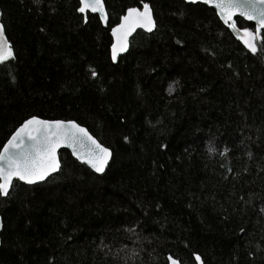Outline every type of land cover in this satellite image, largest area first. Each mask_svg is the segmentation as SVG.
<instances>
[{
  "label": "trees",
  "instance_id": "obj_1",
  "mask_svg": "<svg viewBox=\"0 0 264 264\" xmlns=\"http://www.w3.org/2000/svg\"><path fill=\"white\" fill-rule=\"evenodd\" d=\"M104 1L107 26L79 0H0V148L40 116L113 150L103 175L62 150L57 174L14 181L0 264H264V30L252 53L206 5ZM143 3L156 28L113 63L111 28Z\"/></svg>",
  "mask_w": 264,
  "mask_h": 264
},
{
  "label": "snow or ice",
  "instance_id": "obj_2",
  "mask_svg": "<svg viewBox=\"0 0 264 264\" xmlns=\"http://www.w3.org/2000/svg\"><path fill=\"white\" fill-rule=\"evenodd\" d=\"M196 3L197 0H190ZM212 5L220 20L236 34L237 38L252 53L257 52L256 41L261 39L264 30V0H202ZM77 11L81 14L91 12L99 15L105 22L107 13L103 0H79ZM240 17L255 23V31L247 27L239 28L234 17ZM87 17L85 16V19ZM156 27L152 10L147 3L142 8L129 7L120 22L111 28L114 42L111 45V59L116 60L118 53L128 48V37L141 28L151 32ZM14 51L5 35V28L0 24V64L14 60ZM90 75L96 77L95 70ZM127 141V137H124ZM61 145L71 148L77 159L86 163L96 173H103L112 152L100 143L89 131L75 121L44 120L30 116L16 128L0 148V196H7L13 187V181L35 184L45 181L52 173L60 169L57 149ZM164 147V145H161ZM209 151H214L209 148ZM227 149H225V152ZM170 264H179L177 259L169 256ZM201 262V257L195 255Z\"/></svg>",
  "mask_w": 264,
  "mask_h": 264
},
{
  "label": "water",
  "instance_id": "obj_3",
  "mask_svg": "<svg viewBox=\"0 0 264 264\" xmlns=\"http://www.w3.org/2000/svg\"><path fill=\"white\" fill-rule=\"evenodd\" d=\"M186 3H190V4H203V5H206V4H204L203 2H202V0H197V2L196 3H191L190 2V0H184ZM103 2H104V5H105V11H106V13H107V19H106V21L105 22H102V24L104 25V26H107V24H108V20H109V18H108V12H107V8H106V4H105V1L103 0ZM147 4H149V6H150V8H151V10H152V14H153V19H154V21H155V17H154V12H153V9H152V6H151V4L150 3H147ZM206 6H208V7H210V8H212V9H214V7L212 6V5H206ZM137 8H139V7H137ZM142 8V7H141ZM215 10V9H214ZM216 11V10H215ZM87 13V12H86ZM91 13V12H90ZM92 14H95V13H92ZM217 14V13H216ZM98 15V14H97ZM99 16V15H98ZM218 16V15H217ZM237 18H240V17H238V16H236V17H234V19L236 20ZM220 19V18H219ZM243 19V18H242ZM243 20H245V19H243ZM245 21H247V20H245ZM222 22V21H221ZM247 22H250V23H253L254 25H255V23L253 22V21H247ZM223 23V22H222ZM0 24H3L2 22H1V20H0ZM155 24H156V21H155ZM238 26V25H237ZM239 27V26H238ZM156 28V27H155ZM155 28L151 31V32H147V31H145V30H143V29H141V28H137L129 37H128V48L124 51V52H122V53H118V55H117V58H116V60L115 61H113V63H118V61L120 60V58L121 57H123V56H125L128 52H129V50H130V42H131V39H132V37L137 33V32H139V31H143V32H145V33H152L154 30H155ZM240 28V27H239ZM231 32H232V30H230ZM263 31V30H262ZM232 34L237 38V36H236V34L235 33H233L232 32ZM5 35H6V37H7V34H6V32H5ZM111 36H112V34H111ZM7 39H8V37H7ZM112 43L114 42V38L112 37ZM8 41H9V39H8ZM37 117H39L40 119H44V120H64V119H47V118H42V117H40V116H37ZM64 121H68V120H64ZM71 121H75V120H71ZM75 122H77V121H75ZM78 124H80L79 122H77ZM82 127H85L88 131H89V133L93 136V137H95L92 133H91V131L86 127V126H84V125H82V124H80ZM97 140H98V138L97 137H95ZM99 141V140H98ZM100 142V141H99ZM101 143V142H100ZM103 144V143H102ZM104 145V144H103ZM106 146V145H105ZM107 147V146H106ZM62 150H67V151H69L70 153H71V155L73 156V158H75L78 162H80V163H82V164H85L88 168H90L86 163H84L83 161H81V160H79V159H77V157L76 156H74L73 154H72V151H71V148H69V147H67L66 145H61V147L60 148H58L57 149V159L59 160V162H60V169H61V159H60V154H61V151ZM110 150H111V152H112V155H111V157L109 158V162H108V164L105 166V171L107 170V168H108V166H109V164L111 163V161H112V159H113V150L110 148ZM60 169L56 172V173H52L48 178H50L51 176H53V175H55V174H57L59 171H60ZM95 174H97V175H103L104 173H105V171L103 172V173H96L92 168H90ZM48 178H46L45 179V181L48 179ZM15 181V180H14ZM14 181H13V183H14ZM20 182H22V183H24L23 181H20ZM42 182H44V181H41V182H37V183H35V184H39V183H42ZM24 184H26V183H24ZM35 184H27V185H35ZM11 190V189H10ZM10 192V191H9ZM9 194V193H8ZM8 196V195H7ZM3 197H6V196H3ZM2 230H3V220H2V218L0 217V243H1V233H2ZM169 256H171V257H173L172 255H169ZM168 256V257H169ZM174 258V257H173ZM174 259H176V258H174ZM178 260V259H177ZM179 261V260H178ZM169 264H170V262H169ZM179 264H181V262L179 261ZM199 264H201V263H199Z\"/></svg>",
  "mask_w": 264,
  "mask_h": 264
}]
</instances>
